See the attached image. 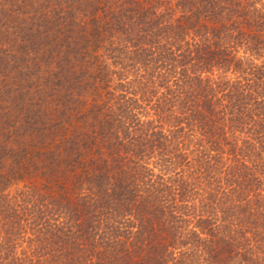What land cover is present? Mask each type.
I'll return each instance as SVG.
<instances>
[{"label":"trees","instance_id":"trees-1","mask_svg":"<svg viewBox=\"0 0 264 264\" xmlns=\"http://www.w3.org/2000/svg\"><path fill=\"white\" fill-rule=\"evenodd\" d=\"M0 264H264V0H0Z\"/></svg>","mask_w":264,"mask_h":264},{"label":"rangeland","instance_id":"rangeland-1","mask_svg":"<svg viewBox=\"0 0 264 264\" xmlns=\"http://www.w3.org/2000/svg\"><path fill=\"white\" fill-rule=\"evenodd\" d=\"M22 16H24V17H26L27 16V14H26V12L24 11L23 13H22ZM15 111V110H14ZM12 114V113H11ZM15 116V115H14Z\"/></svg>","mask_w":264,"mask_h":264}]
</instances>
